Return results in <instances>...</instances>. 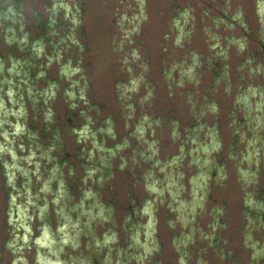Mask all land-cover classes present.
I'll list each match as a JSON object with an SVG mask.
<instances>
[{
	"label": "rangeland",
	"instance_id": "374dc122",
	"mask_svg": "<svg viewBox=\"0 0 264 264\" xmlns=\"http://www.w3.org/2000/svg\"><path fill=\"white\" fill-rule=\"evenodd\" d=\"M0 264H264V0H0Z\"/></svg>",
	"mask_w": 264,
	"mask_h": 264
}]
</instances>
